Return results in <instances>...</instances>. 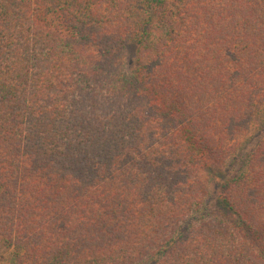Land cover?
<instances>
[{"label":"trees","instance_id":"obj_1","mask_svg":"<svg viewBox=\"0 0 264 264\" xmlns=\"http://www.w3.org/2000/svg\"><path fill=\"white\" fill-rule=\"evenodd\" d=\"M256 121L264 0H0V260L264 264Z\"/></svg>","mask_w":264,"mask_h":264},{"label":"rangeland","instance_id":"obj_2","mask_svg":"<svg viewBox=\"0 0 264 264\" xmlns=\"http://www.w3.org/2000/svg\"><path fill=\"white\" fill-rule=\"evenodd\" d=\"M127 61L131 58L130 54H127L126 56ZM260 123V124H259ZM260 127H259V125ZM264 132V121H256L255 125L252 127V131L250 132L249 136L247 137L246 140H244V144L241 147L239 154L235 160H233V165L238 167L241 165L242 160L244 156L248 153V151L253 147V145L257 142V140L261 137V134ZM232 163V162H231ZM214 188V193L217 191V185L213 186ZM217 208V202H213V207H212V212H214ZM12 255L10 251L6 252L4 254V258L0 260V264H11V258Z\"/></svg>","mask_w":264,"mask_h":264}]
</instances>
